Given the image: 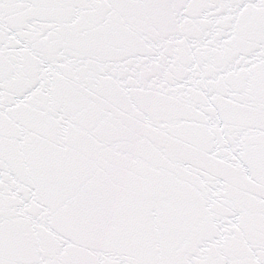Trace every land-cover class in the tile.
<instances>
[{
    "label": "snow or ice",
    "instance_id": "6c2138e0",
    "mask_svg": "<svg viewBox=\"0 0 264 264\" xmlns=\"http://www.w3.org/2000/svg\"><path fill=\"white\" fill-rule=\"evenodd\" d=\"M0 264H264V0H0Z\"/></svg>",
    "mask_w": 264,
    "mask_h": 264
}]
</instances>
